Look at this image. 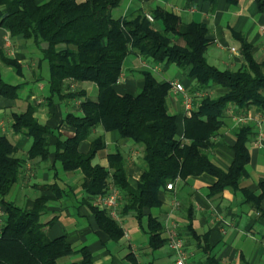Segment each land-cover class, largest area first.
<instances>
[{"label": "trees", "instance_id": "obj_1", "mask_svg": "<svg viewBox=\"0 0 264 264\" xmlns=\"http://www.w3.org/2000/svg\"><path fill=\"white\" fill-rule=\"evenodd\" d=\"M121 1L47 0L37 4L35 0H0V26L8 30L11 37L21 36L39 47L42 60L47 61L49 67L51 96L81 100L77 108L81 115L68 112L64 118L65 123L75 129V134L65 139L58 137L54 146L55 160L66 172L81 171V186L91 197L103 194L111 182L124 199L121 213H132L141 224L143 210L160 204L158 190L177 177L210 174L217 178L212 193L238 188L246 175L247 141L253 134V125L238 129L233 145L234 159L226 171L211 162L209 151L214 148L213 139L223 125L229 106L243 112L255 108L264 115V61L257 63L251 45L239 38L245 66L234 71L220 70L204 57L211 43L204 24H182L178 16L160 9L153 11L152 16L154 22L161 23V29L140 12L113 18L110 10ZM238 1L228 0L230 4ZM255 2L264 13V0ZM132 52L153 63L180 68L194 81L196 90L204 93L191 114L185 117L183 139L177 136L176 116L170 115L166 108L169 82H159L150 71H143V86L137 93L119 95L114 90L122 63ZM0 58L19 71L17 62L2 56L1 50ZM67 79L93 83L97 88L96 99L87 97L83 90L65 93ZM215 87L225 92L211 96L209 92ZM18 90V85L5 83L0 75V96L16 99ZM34 111L28 105L25 112L13 114L12 127L15 133H24L32 140L29 159L46 160L50 153L46 136L53 131L37 121ZM98 126L104 131L117 130L142 148L143 173L135 189L126 180L121 154L109 156L112 172L92 165L95 154L103 147L101 136L91 141L88 153L78 151L79 142ZM14 154V146L5 136H0V206L5 213L0 219V264H57L59 258L73 251L64 237H46L45 224L40 222L45 200L37 198L27 212L6 200L20 178L23 164ZM43 187L53 189L52 185ZM260 190L259 196L251 197L257 208L264 200V182L260 183ZM92 211L110 238L117 240L123 235L106 210L92 207ZM187 227L193 234L190 226ZM146 232L153 249L165 244L160 237V222L149 214ZM81 253L83 263L87 264L88 251L83 249Z\"/></svg>", "mask_w": 264, "mask_h": 264}, {"label": "crops", "instance_id": "obj_2", "mask_svg": "<svg viewBox=\"0 0 264 264\" xmlns=\"http://www.w3.org/2000/svg\"><path fill=\"white\" fill-rule=\"evenodd\" d=\"M45 1L35 0L37 4ZM156 9L178 16L182 24H204L211 40L204 57L210 65L220 70L234 71L245 66L239 38L251 45L252 56L257 63L264 61V13L258 10L255 0H239L237 4H230L228 0H122L110 10V14L113 18H123L140 12L153 19L152 12ZM154 25L157 29L162 27L156 21ZM0 50L2 56L15 60L19 65L17 71L0 58L5 72L3 75L0 71L2 80L19 86L16 99L0 96V136L10 141L15 148L14 155L23 163L20 178L6 200L26 212L33 208L37 198L45 200L46 208L40 216V222L45 224L43 231L46 237H64L73 251L59 258L57 264H84L81 253L83 249L89 253L87 264H174L173 253L167 247L166 231V227L172 223L179 226L185 248L192 254V264H264V215H261L264 200L259 203L260 208H257L251 199L252 196H259L260 183L264 182V137L257 139V127L253 121H239L243 113L254 116L260 112L255 108L243 112L229 106L222 120L223 125L213 139L214 148L209 151L211 162L226 171L234 159L233 145L238 129L253 125V134L247 141L249 161L245 166L246 175L236 190L224 188L212 193L217 178L207 173L177 177L172 181L174 190H167L166 187L158 190L160 204L144 209V218L140 224L132 213H121L123 196L108 182L104 193L116 189L120 194L115 219L107 209L93 204L95 196H89L81 186L83 174L80 170L66 172L60 162L55 160L54 146L58 137L65 139L75 134V129L66 124L64 118L68 112L81 115L77 111L81 100L51 96L48 63L42 60L41 50L32 40H25L21 36L11 37L8 30L0 26ZM173 67L153 63L132 52L122 63L114 90L119 95L137 93L143 86L142 72L150 71L159 82H179L189 92L198 91L194 81L185 72L176 71ZM64 85L65 93L83 90L87 97H97V88L91 82L67 79ZM224 92L225 89L215 87L209 94L216 96ZM165 103L167 112L176 116L179 129L177 136L181 140L184 120L188 117L184 113L182 95L171 93L168 89ZM28 105L35 109L34 117L37 121L53 131L46 136L50 143V153L46 160L29 159L28 150L32 140L24 133H15L12 127L13 114L25 112ZM99 136L102 137L103 147L95 154L92 165L108 168L112 172L109 156L121 154L126 180L135 189L143 173L142 148L122 137L117 130L104 131L98 126L88 138L79 142L78 151L81 154L88 153L91 141ZM47 185H52L53 189L43 187ZM92 207L107 211L123 232L119 239L110 238L99 226ZM148 214L160 222V237L165 241L164 245L154 249L149 245L146 232ZM4 215L0 206V219ZM187 226H190L193 234L188 232Z\"/></svg>", "mask_w": 264, "mask_h": 264}, {"label": "built area", "instance_id": "obj_3", "mask_svg": "<svg viewBox=\"0 0 264 264\" xmlns=\"http://www.w3.org/2000/svg\"><path fill=\"white\" fill-rule=\"evenodd\" d=\"M147 19L152 21V17L147 15ZM234 50L233 48L231 49ZM169 91L182 95V104L184 113L189 116L196 106V101L199 100L204 93L199 91L189 92L179 82H169ZM242 123L253 121L257 127V139L264 137V115L243 113L239 118ZM167 190H174V183L171 181L166 184ZM120 194L116 189H111L108 193L98 194L93 198V204L97 207L105 208L113 218H117V209L119 204ZM175 207L178 206L177 201L174 202ZM168 233L167 247L173 253L174 264H192V254L185 248V240L179 233L178 224L172 223L166 227Z\"/></svg>", "mask_w": 264, "mask_h": 264}, {"label": "rangeland", "instance_id": "obj_4", "mask_svg": "<svg viewBox=\"0 0 264 264\" xmlns=\"http://www.w3.org/2000/svg\"><path fill=\"white\" fill-rule=\"evenodd\" d=\"M173 68H174V70H176V71H177V70H178V71L180 70V72H184L183 70H181L180 68H178V67H176V66H174ZM3 69H4V66L0 63V71L3 73V75H5V72H4ZM4 77H5V76H4ZM6 81H7V80H6ZM7 82H8V81H7ZM10 83H13V82L10 81Z\"/></svg>", "mask_w": 264, "mask_h": 264}]
</instances>
